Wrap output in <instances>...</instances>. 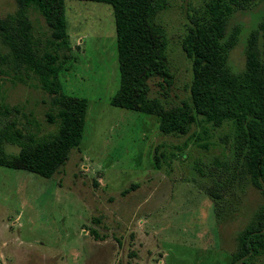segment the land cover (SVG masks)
<instances>
[{"label": "rangeland", "instance_id": "rangeland-1", "mask_svg": "<svg viewBox=\"0 0 264 264\" xmlns=\"http://www.w3.org/2000/svg\"><path fill=\"white\" fill-rule=\"evenodd\" d=\"M207 1L170 0L158 18L169 37L174 83L162 89L152 79L150 85L166 109L190 98L193 71L182 40L189 16ZM21 11L17 0H0V18ZM66 12L70 46L53 51L64 61L62 94L88 100L85 133L50 178L0 165V264H229L239 231L263 202L233 165L231 126L214 129L211 149L204 150L185 146L187 135L163 134L157 115L113 106L121 85L113 6L66 0ZM28 18L40 55L50 50L53 30L35 9ZM263 21L264 0L231 17L227 37L239 31L229 53L233 72L244 70L248 40ZM259 43L262 49L261 36ZM10 51L0 37V53ZM10 59L0 75V131L59 134L61 95L47 92L34 72ZM158 146L169 157L161 168ZM2 147L4 158L20 151L11 143ZM218 159L230 162V171L218 168ZM233 178L219 211L204 187Z\"/></svg>", "mask_w": 264, "mask_h": 264}, {"label": "trees", "instance_id": "trees-1", "mask_svg": "<svg viewBox=\"0 0 264 264\" xmlns=\"http://www.w3.org/2000/svg\"><path fill=\"white\" fill-rule=\"evenodd\" d=\"M84 1L108 3L114 9L121 85L111 99L113 106L157 115L163 134L187 135L185 146L193 142L204 150L211 149L214 129L231 126L227 138L232 139L233 165L246 173L252 186L260 190L263 202L239 231L229 264H259L264 256V21L248 40L242 72L235 73L229 66V53L239 36L238 29L227 37L231 17L237 10L247 9L252 0H208L189 16L182 48L192 64L190 98L171 109L164 107L160 97L151 95L150 85L152 79H159L162 89L174 83L168 33L158 20L169 8L170 0ZM17 2L21 12L0 18L1 40L11 50L10 55L0 53V75L10 58L25 64L41 81L43 89L61 95L64 108L58 114L61 131L52 137L24 136L20 129L4 127L0 131V155L4 143L18 145L20 151L0 157V165L50 178L83 139L88 100L61 91L64 61L53 50L70 46L66 0ZM30 9L44 16L53 30L54 39L47 43L50 50L40 55L37 53L39 41L28 18ZM154 158L156 167L161 168L169 157L158 146ZM217 165L226 171L231 169L230 162L218 159ZM233 180L228 183L215 180L214 184L204 187L219 211L224 203L223 190L233 186Z\"/></svg>", "mask_w": 264, "mask_h": 264}]
</instances>
